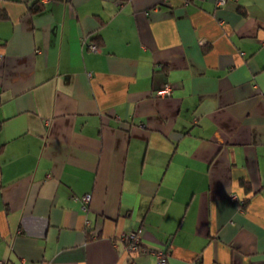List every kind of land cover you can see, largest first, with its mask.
Listing matches in <instances>:
<instances>
[{
	"label": "crops",
	"instance_id": "obj_1",
	"mask_svg": "<svg viewBox=\"0 0 264 264\" xmlns=\"http://www.w3.org/2000/svg\"><path fill=\"white\" fill-rule=\"evenodd\" d=\"M133 231L264 264V0H0V262L156 264Z\"/></svg>",
	"mask_w": 264,
	"mask_h": 264
},
{
	"label": "built area",
	"instance_id": "obj_2",
	"mask_svg": "<svg viewBox=\"0 0 264 264\" xmlns=\"http://www.w3.org/2000/svg\"><path fill=\"white\" fill-rule=\"evenodd\" d=\"M225 1L226 0H219L221 4H223ZM90 48L95 51H98L100 49L99 45L94 42L90 44ZM171 91H172V86L165 85L163 88L157 91V94L170 95ZM230 196L234 199H237V196L235 194H230ZM91 199H92V196L89 193L84 194L81 197L82 208L84 210H88V206H89ZM86 222L88 223L89 220H86ZM124 237L128 241L127 247H128L129 252L146 253V254L154 253L156 256V264H168L167 253L165 251L163 250L152 251L151 249L143 245L141 241L140 231L130 232L129 234H126ZM0 264H2V262H0Z\"/></svg>",
	"mask_w": 264,
	"mask_h": 264
},
{
	"label": "trees",
	"instance_id": "obj_3",
	"mask_svg": "<svg viewBox=\"0 0 264 264\" xmlns=\"http://www.w3.org/2000/svg\"><path fill=\"white\" fill-rule=\"evenodd\" d=\"M39 3V2H38ZM39 7V5H37L35 8H38Z\"/></svg>",
	"mask_w": 264,
	"mask_h": 264
}]
</instances>
